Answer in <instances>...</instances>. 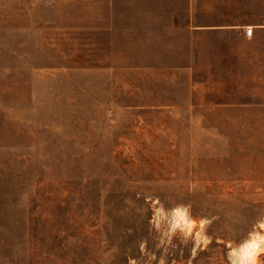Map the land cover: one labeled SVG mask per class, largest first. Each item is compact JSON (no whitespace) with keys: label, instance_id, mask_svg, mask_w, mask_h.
I'll return each mask as SVG.
<instances>
[{"label":"rangeland","instance_id":"1","mask_svg":"<svg viewBox=\"0 0 264 264\" xmlns=\"http://www.w3.org/2000/svg\"><path fill=\"white\" fill-rule=\"evenodd\" d=\"M186 6L0 0V264H242L264 235V103Z\"/></svg>","mask_w":264,"mask_h":264},{"label":"crops","instance_id":"2","mask_svg":"<svg viewBox=\"0 0 264 264\" xmlns=\"http://www.w3.org/2000/svg\"><path fill=\"white\" fill-rule=\"evenodd\" d=\"M184 10L208 60L250 64L252 99L264 103V0H187Z\"/></svg>","mask_w":264,"mask_h":264},{"label":"clouds","instance_id":"3","mask_svg":"<svg viewBox=\"0 0 264 264\" xmlns=\"http://www.w3.org/2000/svg\"><path fill=\"white\" fill-rule=\"evenodd\" d=\"M203 238L198 237V239ZM261 254H264V235L254 237L253 242L245 246L242 264H261L258 259Z\"/></svg>","mask_w":264,"mask_h":264},{"label":"bare ground","instance_id":"4","mask_svg":"<svg viewBox=\"0 0 264 264\" xmlns=\"http://www.w3.org/2000/svg\"><path fill=\"white\" fill-rule=\"evenodd\" d=\"M253 239H254V238H252V239H250V240H247L246 242H244V243L240 246L239 251L241 252L242 255H243V249L245 248V246L248 245L249 243H252V242H253Z\"/></svg>","mask_w":264,"mask_h":264},{"label":"built area","instance_id":"5","mask_svg":"<svg viewBox=\"0 0 264 264\" xmlns=\"http://www.w3.org/2000/svg\"><path fill=\"white\" fill-rule=\"evenodd\" d=\"M245 33H246V35H251V33H252V28L251 27H245Z\"/></svg>","mask_w":264,"mask_h":264}]
</instances>
